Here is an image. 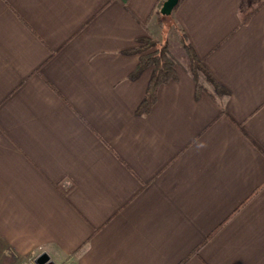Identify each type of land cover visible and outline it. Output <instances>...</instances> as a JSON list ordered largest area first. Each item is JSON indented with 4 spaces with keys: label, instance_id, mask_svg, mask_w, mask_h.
Listing matches in <instances>:
<instances>
[{
    "label": "crops",
    "instance_id": "0c3cea01",
    "mask_svg": "<svg viewBox=\"0 0 264 264\" xmlns=\"http://www.w3.org/2000/svg\"><path fill=\"white\" fill-rule=\"evenodd\" d=\"M164 1L0 0V264H264V5ZM184 33L229 93L177 64L138 114Z\"/></svg>",
    "mask_w": 264,
    "mask_h": 264
},
{
    "label": "trees",
    "instance_id": "16d2710c",
    "mask_svg": "<svg viewBox=\"0 0 264 264\" xmlns=\"http://www.w3.org/2000/svg\"><path fill=\"white\" fill-rule=\"evenodd\" d=\"M263 5L264 0H243L239 9L240 24L247 23L253 14ZM157 13L160 16L162 15L160 10H157ZM139 41L140 45L130 50L141 54L140 61L135 70L130 74V77L137 78L148 68H152V74L145 97L137 109L138 114H146L152 110L157 101L160 86L178 78L176 65L182 60L188 61V70L192 72L196 80L198 95L202 90L199 83L200 74L206 77L211 88L217 94L226 95L229 93V90L213 76L203 60L197 55L185 33L182 34L179 40H159L150 36H143ZM45 258V256H42L41 260L45 261Z\"/></svg>",
    "mask_w": 264,
    "mask_h": 264
},
{
    "label": "water",
    "instance_id": "95a60500",
    "mask_svg": "<svg viewBox=\"0 0 264 264\" xmlns=\"http://www.w3.org/2000/svg\"><path fill=\"white\" fill-rule=\"evenodd\" d=\"M178 3L179 0H165L161 7V13L163 15H170Z\"/></svg>",
    "mask_w": 264,
    "mask_h": 264
},
{
    "label": "rangeland",
    "instance_id": "374dc122",
    "mask_svg": "<svg viewBox=\"0 0 264 264\" xmlns=\"http://www.w3.org/2000/svg\"><path fill=\"white\" fill-rule=\"evenodd\" d=\"M170 24H171V19L170 18H168V17H164V19H163V26L165 25V29H164V32H163V34L164 35H166V32L168 31L169 32V30L170 29H167V28H169L170 27ZM166 40V39H165ZM179 40V39H178ZM185 67V68H188L189 66H188V61H186V60H182L180 63H178V68H181V67Z\"/></svg>",
    "mask_w": 264,
    "mask_h": 264
}]
</instances>
